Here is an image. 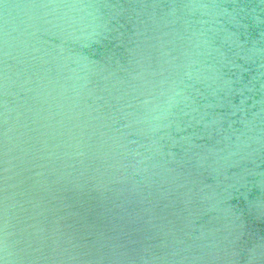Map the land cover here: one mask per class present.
Listing matches in <instances>:
<instances>
[{"label": "water", "instance_id": "95a60500", "mask_svg": "<svg viewBox=\"0 0 264 264\" xmlns=\"http://www.w3.org/2000/svg\"><path fill=\"white\" fill-rule=\"evenodd\" d=\"M0 264H264V0H0Z\"/></svg>", "mask_w": 264, "mask_h": 264}]
</instances>
